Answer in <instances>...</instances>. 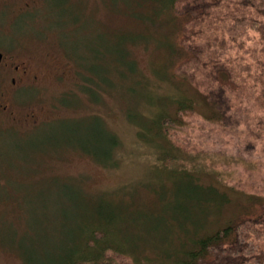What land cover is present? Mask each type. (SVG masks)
<instances>
[{
  "label": "rangeland",
  "instance_id": "rangeland-1",
  "mask_svg": "<svg viewBox=\"0 0 264 264\" xmlns=\"http://www.w3.org/2000/svg\"><path fill=\"white\" fill-rule=\"evenodd\" d=\"M135 2L126 10L123 0H0V48L29 59L38 76L13 100L17 123L0 115V264H53V251L62 241L67 246L77 204L58 192L62 184L73 185L71 194L82 186L90 195L137 196L143 205L154 202L150 189L175 187L174 177L158 173L165 169L159 147L169 139L147 132L156 131L149 124L163 114L178 121L170 141L189 149L187 154L179 150L178 166L184 164L201 182L216 184L228 195L208 218L209 231L249 210V193L264 196L263 143L243 146L226 135L205 120L201 100L181 122L176 99L186 93L195 100L197 94L172 72L180 57L178 21L169 8L162 19L149 21L148 7ZM125 11L145 18L139 24L145 28L135 26ZM136 32L145 36H124ZM88 71L93 77L86 80ZM88 80L93 90L79 87ZM111 135L118 140L119 160L104 167L81 144L99 136L110 143ZM189 188L193 194L194 187Z\"/></svg>",
  "mask_w": 264,
  "mask_h": 264
},
{
  "label": "trees",
  "instance_id": "trees-1",
  "mask_svg": "<svg viewBox=\"0 0 264 264\" xmlns=\"http://www.w3.org/2000/svg\"><path fill=\"white\" fill-rule=\"evenodd\" d=\"M123 1L128 10L133 0ZM135 3L148 7L145 14L149 21L164 16L163 11L168 8L171 17L178 21L175 46L180 57L172 72L197 94L195 100L186 93L176 99L181 108L178 111L181 122L184 114L195 112L201 100L206 121L216 123L222 132L243 146L252 140L264 145V0H145L141 3L136 0ZM132 13L130 16L129 11L123 12L135 26L141 27L139 24L145 18ZM143 34L124 36L134 40ZM101 57L105 59L104 52ZM73 60L80 69L77 58ZM117 61L120 65L125 63ZM100 65L106 75L109 63L105 59ZM86 75L89 76L84 77L86 80L93 77L91 72ZM89 82L81 81L79 87L84 84L92 89ZM176 121L163 114L149 124L156 131L147 129L149 134L169 139L165 147H159L165 169L158 173L177 180L171 189H150L154 198L151 205L137 203V196L133 195L129 199H116L103 192L90 195L82 186L71 194L73 185H60L58 192L65 201L77 204L70 218L77 223L67 238V246L62 241L53 251V264H264V196L244 193L252 199L251 208L209 231L208 218L219 212L228 195L220 192L216 184L201 182L199 174L183 163L182 167L178 166L179 150L187 154L189 149L170 141L171 128L178 126ZM232 127L235 131H231ZM111 136L110 143H104V137L99 136L95 141L91 138L92 143L83 142L81 148L102 166L115 167L119 160L118 140ZM191 186L193 194L189 193ZM230 188L238 191V187Z\"/></svg>",
  "mask_w": 264,
  "mask_h": 264
},
{
  "label": "flooded vegetation",
  "instance_id": "flooded-vegetation-1",
  "mask_svg": "<svg viewBox=\"0 0 264 264\" xmlns=\"http://www.w3.org/2000/svg\"><path fill=\"white\" fill-rule=\"evenodd\" d=\"M37 77L29 59L17 58L9 47L0 48V86H3L0 87V115H7L10 122L17 123L13 100L27 86L25 83L33 84Z\"/></svg>",
  "mask_w": 264,
  "mask_h": 264
}]
</instances>
